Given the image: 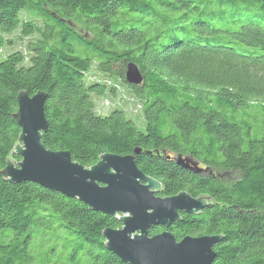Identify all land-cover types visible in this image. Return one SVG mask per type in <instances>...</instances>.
I'll list each match as a JSON object with an SVG mask.
<instances>
[{"label": "trees", "instance_id": "16d2710c", "mask_svg": "<svg viewBox=\"0 0 264 264\" xmlns=\"http://www.w3.org/2000/svg\"><path fill=\"white\" fill-rule=\"evenodd\" d=\"M22 12L45 20L36 26ZM18 28L37 38L0 61V264H126L103 237L122 226L117 217L3 177L10 159L21 160L12 155L21 91L48 94L47 148L86 167L140 149L136 165L161 183L159 196L210 197L202 212H181L150 236L222 235L213 264H264V0H0V32ZM74 45L91 57L75 55ZM130 62L140 85L126 81ZM94 65L106 80H88ZM124 87L128 111L100 114L96 97ZM180 156L202 170L180 165Z\"/></svg>", "mask_w": 264, "mask_h": 264}, {"label": "water", "instance_id": "95a60500", "mask_svg": "<svg viewBox=\"0 0 264 264\" xmlns=\"http://www.w3.org/2000/svg\"><path fill=\"white\" fill-rule=\"evenodd\" d=\"M126 81L140 85L143 75L138 66L130 62L126 68ZM46 92L30 95L27 91L17 96L18 110L14 115L21 128L19 141L12 152L21 160L12 159L2 170L3 177L12 184L31 181L40 186L76 198L94 211L117 217L122 226L103 231L105 246L126 264H213L214 246L222 235H188L177 240L164 232L150 236L152 226L169 228L180 221V213L198 214L209 204L210 197H193L187 191L162 197L158 193L161 183L141 171L134 154L106 153L99 161L86 167L73 160L69 151L52 150L42 143L48 129L45 116ZM178 163L199 173V164L178 158Z\"/></svg>", "mask_w": 264, "mask_h": 264}, {"label": "rangeland", "instance_id": "374dc122", "mask_svg": "<svg viewBox=\"0 0 264 264\" xmlns=\"http://www.w3.org/2000/svg\"><path fill=\"white\" fill-rule=\"evenodd\" d=\"M25 12V11H24ZM28 14V15H27ZM23 15V16H22ZM22 18H24L25 20L28 21H33L35 23L36 26L41 27L42 25V20L44 21L45 18L41 17L37 12H27L21 13ZM38 18V19H35ZM48 25H52L53 22L51 21H45ZM78 26H76L77 28ZM80 27V26H79ZM77 30H79V28H77ZM43 32L42 30H40L38 33ZM2 35V47H1V52H0V61L3 60L4 58H6V56L11 53L12 51L15 50H20V49H24L25 48V42L27 44V42L30 39H36L37 38V34L35 33L34 36H32V38L30 37H24L21 35V28H18L16 31L12 32V33H8V34H4L0 32V36ZM39 35V34H38ZM46 38V37H43ZM73 49L75 50L74 53L75 55L81 56L83 58H90L91 54L86 52L83 48H81V46H73ZM116 73L117 72H121L123 67L121 65H116L114 67ZM96 78V80H106L107 76L103 73H100L97 70L96 65H94V68L92 69L90 75L88 76V80H91L93 78ZM118 76H116V79ZM92 81V80H91ZM125 88V87H124ZM130 96L129 91L125 88L124 91H120V92H116L114 94H108V95H103V96H98L96 97V109L100 114H109L112 110L113 107L114 108H123L126 109L128 111V108L130 107V105L128 104V97ZM130 103H132V106L134 105V103L131 101ZM138 105V104H136ZM134 109V108H133ZM132 109L133 112H135ZM135 120H137L138 125L144 126V122H143V116L141 111H137L133 114H131ZM142 128V127H141ZM50 243L46 244V250L49 248ZM43 247V248H45ZM45 250V251H46Z\"/></svg>", "mask_w": 264, "mask_h": 264}, {"label": "flooded vegetation", "instance_id": "af4514ba", "mask_svg": "<svg viewBox=\"0 0 264 264\" xmlns=\"http://www.w3.org/2000/svg\"><path fill=\"white\" fill-rule=\"evenodd\" d=\"M206 172V171H205ZM205 172H202V174H204Z\"/></svg>", "mask_w": 264, "mask_h": 264}]
</instances>
